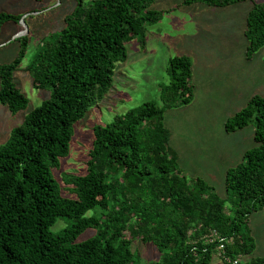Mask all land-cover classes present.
Here are the masks:
<instances>
[{
  "label": "trees",
  "instance_id": "1",
  "mask_svg": "<svg viewBox=\"0 0 264 264\" xmlns=\"http://www.w3.org/2000/svg\"><path fill=\"white\" fill-rule=\"evenodd\" d=\"M154 0H76L64 27L43 37L25 66L35 88L50 96L34 107L0 145V264H211L219 240L207 242L215 230L224 240L223 264H264L251 256L255 243L248 225L264 208V95L254 94L224 121L232 132L253 118L256 145L243 161L225 172L227 198L204 179L187 177L178 164L164 125L167 109L193 98L192 61L186 54L168 59L169 81L160 100L143 102L92 126L93 140L83 174H64L75 197L62 194L52 169L67 155L73 125L112 87L115 63L127 57L125 44L145 45L146 26L164 10ZM244 0H182L225 7ZM20 14L0 11L1 25ZM245 56L264 45V1L248 11ZM22 37L18 55L0 63V104L11 112L26 107L27 98L13 82L27 49ZM264 64V57H263ZM67 223L52 230L57 219ZM87 228L95 233L77 240ZM153 243L157 260L143 261L132 240ZM225 258H228L226 260Z\"/></svg>",
  "mask_w": 264,
  "mask_h": 264
},
{
  "label": "rangeland",
  "instance_id": "2",
  "mask_svg": "<svg viewBox=\"0 0 264 264\" xmlns=\"http://www.w3.org/2000/svg\"><path fill=\"white\" fill-rule=\"evenodd\" d=\"M244 0L225 7L202 3L181 5L182 0H154L151 8L164 10L159 21L146 26L145 45L136 39L125 44L127 57L115 63L112 87L84 117L73 125L67 155L52 169L54 178L62 187V194L75 197L64 180V174H83L86 171L88 150L92 145L95 124L109 122L115 114L154 100L161 103L160 86L169 81L168 59L186 54L191 58L190 82L193 98L185 105L172 107L164 113V125L170 131V145L178 153V164L187 177L199 176L231 207L225 189L228 167L243 161L245 150L256 145L254 120L232 132L224 129V121L246 105L254 94L264 95V45L250 58L245 52L248 40L244 35L248 11L254 2ZM76 0H0V11L25 15L27 31L19 21L8 20L0 28V63L13 60L27 35V49L19 69L13 73V82L27 98L25 108L11 112L0 104V145L4 144L13 127L50 96L49 89L35 88L25 66L30 62L36 44L43 38L58 33L65 25L64 18L76 6ZM67 223L65 217L52 226L56 231ZM248 225L255 248L251 256L264 257V208L254 211ZM95 230L85 229L77 240L92 236ZM131 248L143 261L157 260L161 252L151 242L132 240ZM211 264H223L219 254Z\"/></svg>",
  "mask_w": 264,
  "mask_h": 264
},
{
  "label": "built area",
  "instance_id": "3",
  "mask_svg": "<svg viewBox=\"0 0 264 264\" xmlns=\"http://www.w3.org/2000/svg\"><path fill=\"white\" fill-rule=\"evenodd\" d=\"M215 239L219 240V244L217 245V248L219 251L218 254L221 255V253L223 252V249H224V242L223 241L226 240L227 242H230L232 239L231 238L225 239L223 237H220L215 230H211L210 233L205 235V240L207 242L214 241ZM225 259L229 261L228 258H225ZM231 264H238V260L237 259L232 260Z\"/></svg>",
  "mask_w": 264,
  "mask_h": 264
},
{
  "label": "water",
  "instance_id": "4",
  "mask_svg": "<svg viewBox=\"0 0 264 264\" xmlns=\"http://www.w3.org/2000/svg\"><path fill=\"white\" fill-rule=\"evenodd\" d=\"M24 17L25 15H22L20 16V19L18 20L22 25V29L18 32V34L15 35V37L21 36L27 31L26 25L24 23Z\"/></svg>",
  "mask_w": 264,
  "mask_h": 264
}]
</instances>
